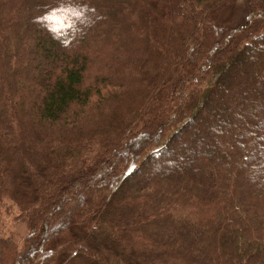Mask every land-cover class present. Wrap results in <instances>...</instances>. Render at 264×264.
Returning a JSON list of instances; mask_svg holds the SVG:
<instances>
[{
	"label": "trees",
	"instance_id": "1",
	"mask_svg": "<svg viewBox=\"0 0 264 264\" xmlns=\"http://www.w3.org/2000/svg\"><path fill=\"white\" fill-rule=\"evenodd\" d=\"M0 264H264V0H0Z\"/></svg>",
	"mask_w": 264,
	"mask_h": 264
},
{
	"label": "rangeland",
	"instance_id": "2",
	"mask_svg": "<svg viewBox=\"0 0 264 264\" xmlns=\"http://www.w3.org/2000/svg\"><path fill=\"white\" fill-rule=\"evenodd\" d=\"M6 226L13 228L14 231L19 232L21 234L25 232L24 225H16L12 217L6 218Z\"/></svg>",
	"mask_w": 264,
	"mask_h": 264
}]
</instances>
